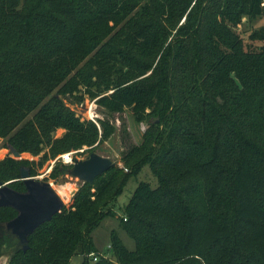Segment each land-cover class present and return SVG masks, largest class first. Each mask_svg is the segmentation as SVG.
<instances>
[{"label":"trees","instance_id":"16d2710c","mask_svg":"<svg viewBox=\"0 0 264 264\" xmlns=\"http://www.w3.org/2000/svg\"><path fill=\"white\" fill-rule=\"evenodd\" d=\"M262 17L264 0H0L1 138L44 160L107 140L115 122L98 118L99 127L66 102L85 94L110 116L131 109L148 125L143 142L122 153L123 167L82 183L26 250L2 230L0 257L264 264V26L249 34L259 46L238 30ZM58 129L65 133L54 137ZM145 166L156 184L139 182L119 216L118 197ZM22 167L36 175L34 161L0 160V180L25 191ZM16 215L1 207L0 226ZM108 218L134 249L113 230L112 258L94 261L93 233Z\"/></svg>","mask_w":264,"mask_h":264},{"label":"rangeland","instance_id":"374dc122","mask_svg":"<svg viewBox=\"0 0 264 264\" xmlns=\"http://www.w3.org/2000/svg\"><path fill=\"white\" fill-rule=\"evenodd\" d=\"M262 26H264V17L254 19L252 21H248L247 18H244L243 24L238 27V30L240 32H243L242 36L244 37L245 42L252 43L249 40L250 32L255 29H259ZM252 45L259 46L261 45V43L255 41L252 43ZM66 102L68 103L70 108L74 110L76 115L82 118V120H92L100 127L96 119L110 118L111 121L115 122V126L117 129L116 132L107 140L100 142L101 138L99 137L98 141L92 146L85 145L77 150H71V152L83 150L77 154L79 158H86L89 155L88 151L90 149H94L93 152H97L100 155L113 159L116 162V166L122 168V153L126 151L130 145H139L143 142V137L148 127L147 122L137 120L131 109H123L119 113H116L114 116H110L108 113H106L104 108L99 107L95 100L90 99L87 94H85L84 101L81 103H70V98H68ZM90 111H92V114L89 113ZM124 130H127L129 134V136L126 138H123L121 136ZM64 133V129H58L54 133V137H61ZM10 147L12 146L8 143L7 139L0 137V160H4L7 156H11ZM21 154L22 159H29L30 161L35 162V169L37 172L34 177L39 180L51 183L52 188L57 193L58 191L55 189V186L57 187L66 184L73 186V189L70 192V197L68 199H64L58 194L64 201V204L67 207L70 206L75 193L80 189L83 182L67 174H60L57 176V178H52L55 167L63 164L61 161H56V159L61 154L57 155L55 158H50L48 160L43 159V152L37 156H34L29 152H24ZM11 157L18 159L13 155ZM141 181H149L153 185L156 184V180L149 166H145L139 175L131 177L126 184L123 193L118 197L115 210L119 216H122L123 207L127 204L138 183ZM7 182H10L9 185H11V181ZM3 226L4 225L1 226V232ZM113 230H118L120 237L127 245V247L130 249H134V241L124 231L119 229L118 219L108 218L105 219L93 233L94 243L99 252L98 255H106L108 258H112V256L108 253V247L111 246L110 236ZM9 260V254H4L0 257V264H8ZM82 260L83 258L81 255H75L72 257L70 264H81Z\"/></svg>","mask_w":264,"mask_h":264},{"label":"water","instance_id":"95a60500","mask_svg":"<svg viewBox=\"0 0 264 264\" xmlns=\"http://www.w3.org/2000/svg\"><path fill=\"white\" fill-rule=\"evenodd\" d=\"M10 152L19 160L22 159V154L14 147H10ZM115 166L116 162L113 159L92 152L86 158L75 159L74 164L65 169V174L83 183H93L96 177ZM20 179L25 186L23 192L11 188L10 182L0 180V208L12 207L17 211V215L6 222L2 230L15 236L26 250L28 236L60 213L65 204L51 183L35 178L28 168L20 169ZM1 228L0 226V230Z\"/></svg>","mask_w":264,"mask_h":264},{"label":"built area","instance_id":"2783aa9c","mask_svg":"<svg viewBox=\"0 0 264 264\" xmlns=\"http://www.w3.org/2000/svg\"><path fill=\"white\" fill-rule=\"evenodd\" d=\"M80 151H83V150H80ZM80 151L79 150L78 151H72V152L70 151V152L61 154L56 159V161H61L63 164H66V165H73L75 159H82V158H79L77 155ZM11 156H12V154H11ZM110 247L111 246H109L108 248H110ZM100 256L107 257L106 255H95V256H93V260L97 261Z\"/></svg>","mask_w":264,"mask_h":264},{"label":"bare ground","instance_id":"6f19581e","mask_svg":"<svg viewBox=\"0 0 264 264\" xmlns=\"http://www.w3.org/2000/svg\"><path fill=\"white\" fill-rule=\"evenodd\" d=\"M89 113L92 114V111H90ZM55 189L58 191V194L60 196H62L64 199H68L70 197V192L73 189V186L66 184V185L57 186V187L55 186Z\"/></svg>","mask_w":264,"mask_h":264},{"label":"flooded vegetation","instance_id":"af4514ba","mask_svg":"<svg viewBox=\"0 0 264 264\" xmlns=\"http://www.w3.org/2000/svg\"><path fill=\"white\" fill-rule=\"evenodd\" d=\"M10 235V234H9Z\"/></svg>","mask_w":264,"mask_h":264}]
</instances>
